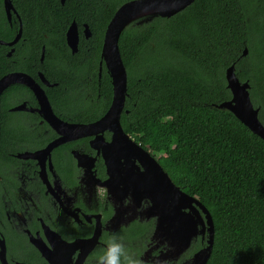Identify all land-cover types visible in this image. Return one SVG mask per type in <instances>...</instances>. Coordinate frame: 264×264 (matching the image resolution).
Masks as SVG:
<instances>
[{
	"label": "flooded vegetation",
	"instance_id": "af4514ba",
	"mask_svg": "<svg viewBox=\"0 0 264 264\" xmlns=\"http://www.w3.org/2000/svg\"><path fill=\"white\" fill-rule=\"evenodd\" d=\"M105 4L0 0V81L7 83L0 92V264H95L113 232L141 264H193L194 255L207 247L206 231L185 249L156 233L166 171L155 153L124 130L122 120L135 104L128 93L120 128L159 169L131 150L127 138H119L113 121L96 125L113 99L112 78L101 57L112 17L98 38L97 12L77 19L71 9ZM63 8L69 18H56ZM72 23L76 51L66 44ZM183 211L191 217V231L193 210Z\"/></svg>",
	"mask_w": 264,
	"mask_h": 264
},
{
	"label": "trees",
	"instance_id": "16d2710c",
	"mask_svg": "<svg viewBox=\"0 0 264 264\" xmlns=\"http://www.w3.org/2000/svg\"><path fill=\"white\" fill-rule=\"evenodd\" d=\"M104 2L71 9L77 19L97 12L98 38L122 0ZM65 11L56 18H69ZM54 27L59 32L60 23ZM118 46L135 103L124 130L210 213L215 233L206 264H264V140L214 107L231 98L225 71L234 64L264 126V5L195 0L170 18L131 24Z\"/></svg>",
	"mask_w": 264,
	"mask_h": 264
},
{
	"label": "water",
	"instance_id": "95a60500",
	"mask_svg": "<svg viewBox=\"0 0 264 264\" xmlns=\"http://www.w3.org/2000/svg\"><path fill=\"white\" fill-rule=\"evenodd\" d=\"M195 0H132L124 3L116 9L110 19L103 37L101 48V57L108 68L112 78L113 99L107 114L96 124L105 126L108 122L113 121L116 126V132L119 138L126 140L127 144L135 149V152L150 159L154 166L156 162L149 154L123 134L119 125V116L123 109L125 97L127 94V76L119 52V38L122 31L135 23L141 25L151 22L155 18H170L190 6ZM15 39L12 43H15ZM78 38L75 31V25L72 23L66 33V44L72 50L77 49ZM248 54L245 48L241 57ZM226 88L231 94L228 101L219 105H214L217 109H225L237 118L245 127L254 135L264 140V126L258 119L259 108L254 107L249 95L250 85L247 81L241 82L235 73L234 64L230 65L225 71ZM7 83L2 79L0 81V92ZM125 137V138H124ZM159 169V167L157 166ZM162 172V171H161ZM166 188L162 190L161 206L159 214H155L157 219L158 235L165 234L167 239L173 243V246L181 243L183 248H187L192 237L207 232V247L193 257V264H206L210 257L214 242V224L208 210L194 197L184 193L177 187L163 171ZM191 208L195 221L192 220L191 231L188 227L187 220H191L188 214L183 210ZM200 226L198 229L197 226ZM173 227L174 230H169ZM177 247V246H176ZM2 260H5L4 258ZM2 264H6L2 261Z\"/></svg>",
	"mask_w": 264,
	"mask_h": 264
},
{
	"label": "clouds",
	"instance_id": "9594fccd",
	"mask_svg": "<svg viewBox=\"0 0 264 264\" xmlns=\"http://www.w3.org/2000/svg\"><path fill=\"white\" fill-rule=\"evenodd\" d=\"M95 264H141V259L119 233L113 232L95 257Z\"/></svg>",
	"mask_w": 264,
	"mask_h": 264
}]
</instances>
